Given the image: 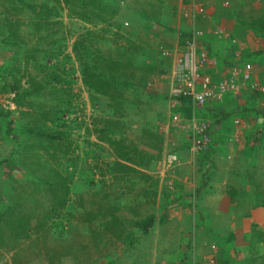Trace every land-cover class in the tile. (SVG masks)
Segmentation results:
<instances>
[{"label":"crops","instance_id":"0c3cea01","mask_svg":"<svg viewBox=\"0 0 264 264\" xmlns=\"http://www.w3.org/2000/svg\"><path fill=\"white\" fill-rule=\"evenodd\" d=\"M100 1L96 0L98 4L102 2ZM195 1L205 8V12L201 15L197 14L193 23L187 21L183 15L184 10L188 9V0H133L131 3H134L136 14L132 11L128 19L120 17L128 23L126 27L124 26L123 33L126 32L140 39L137 41L138 46L134 44V51L128 52L133 51L131 56L143 65L142 67H152L145 68L148 70L157 68L159 73L152 74L153 79L144 85L146 93L140 95L138 93V97L133 98L134 102L139 97L144 102L140 105H131L132 109L140 111L143 121L129 127L126 125L127 127L122 129L123 133L127 134L125 145L128 146V150L133 148L130 153L134 156L132 159L138 157L135 149L141 146L139 143L144 142L143 144L149 146L155 143L157 146L149 147L147 150L152 152L148 153L147 157L152 162L143 161L144 164L141 163L140 168L132 171L134 186H136L134 192L141 189L140 184L144 186L147 183L154 184V191L158 183L164 184L158 187L155 202L158 213H154V225L144 231L142 225L150 216L147 219L144 218L142 222L139 221L137 227L141 234L136 236V240L130 238L128 242L132 245H128V242L123 240L118 229L114 233L109 231L107 225L112 222L113 225L118 223L120 227L117 216L110 218L103 214V216H97L92 222L85 221L87 228L84 227V242H88V237L92 235L97 237V245H102L98 247L100 253V248L106 246L108 248L124 246V250H128L127 246L134 245L147 247V254L134 256L137 262L134 257L131 259L130 252L117 257L118 254L113 256L111 252L103 250V258L106 262L191 264L193 258L190 262L185 258L191 250L188 232L191 226H195L198 230L199 251L193 245L195 263L212 254L218 264H230L233 260L236 263L237 258L232 256L233 248L236 249V246L241 243L247 245L249 240L257 241L256 238L255 240L248 236L251 231H255L254 224L262 225L257 220L264 216V206L259 205L263 207H261L263 211L260 210L261 208L254 211L255 208L250 207V202L254 199L247 196H252L248 194V190L258 182L257 178H252L251 171L264 168V98L259 92L249 89L250 82H239L238 95L227 93L221 103H211L203 110L197 111L195 116L209 120L212 125V143L208 151L204 153L208 154L204 164L201 163L202 159L200 160L204 154H197L198 157L191 163L187 149L188 130L178 128L170 121L175 114H179L182 119H189L192 117V112L188 103L183 104L169 97L174 58L163 57L160 52L180 48L184 38L193 29L200 30L203 32V36L199 39L200 49L217 60L216 67L205 70L214 82L228 77L235 65L249 63L252 66V80L264 86V33L255 27L258 22L264 24V0ZM107 4L109 5L102 2L100 8L104 10L109 8ZM144 8L146 10H143ZM117 16L116 14L115 17ZM111 18L114 16L111 17L105 12L100 13L98 19H94L111 21ZM218 29L222 30V34H214V31ZM159 58L161 62L158 61ZM156 64L165 66V69L162 70ZM157 78L159 84L156 85L155 91H150L149 87ZM98 98L100 102L104 97L98 95ZM235 120L239 123L236 124ZM121 125L122 122L120 127ZM255 140H257L256 143H254ZM172 152H177L181 162L165 168L164 161ZM140 158L142 159L143 156ZM154 164L157 166L153 171ZM145 165H148L149 170H144L142 166ZM160 166H163V172L157 180L155 173H159ZM246 174L249 175V180L245 179ZM259 187L260 185H256L254 190H259ZM192 198L196 199L195 211L198 216L194 223L188 218V207L193 205ZM141 201H136L141 203L136 209L144 210L146 206ZM118 209H115L114 213L122 214L124 207L122 206L121 212ZM73 222L79 224L80 220ZM205 231L214 232L221 239L205 243L201 240L204 239L201 234ZM238 233L242 238L239 236L240 238L235 239L234 234ZM213 236L210 237L214 239ZM210 245L216 247L214 252L210 250ZM152 246L156 247L155 250ZM158 250L161 253H156ZM178 250L176 257L173 253ZM229 251L230 254L227 255ZM119 252L113 251V253ZM167 253H172L173 257L170 258ZM76 260L80 263L84 262L83 256ZM239 260L242 262V258Z\"/></svg>","mask_w":264,"mask_h":264},{"label":"rangeland","instance_id":"374dc122","mask_svg":"<svg viewBox=\"0 0 264 264\" xmlns=\"http://www.w3.org/2000/svg\"><path fill=\"white\" fill-rule=\"evenodd\" d=\"M101 1L105 4L109 3V5L107 4L109 8L105 10L101 9L102 11L98 10L97 7L102 5ZM101 1L98 4L96 0H0V68H4L2 72L0 69V73L3 74L0 75V126L2 131L8 129L9 120L15 124L22 123L23 118L21 115L23 113L30 116L31 114L34 115L35 111L38 110L36 108L32 109L29 106L30 95L25 93L29 90L28 88L36 90L45 88L48 91L55 88L52 91L56 99L55 102H61L60 98L64 100L63 104H58V107H55L56 114L43 112L50 110V108L45 109V107H42L40 112L44 114V117L46 119L51 118L46 121L47 125L42 127L32 117L31 125L33 130H28L25 134H19L17 141L16 139H12V134L0 133V226H2L4 218L9 219L11 217L13 212L11 213L9 209H11L12 202L18 201L17 196L20 195L26 186L22 180L26 176L25 171L20 165L31 162V160H37L50 146V141L64 146L56 152V158L62 160L63 165L67 167L76 184L82 183L84 185L83 192L92 193L97 191V188H103L106 193L110 194L105 197L102 191L98 192L96 197H104V201L108 200L109 203L103 204L120 221V227H118V223L107 225L111 233H114L118 229L125 242L130 241V238L136 240V236L141 234L137 227L138 222H142L148 216H154V213H158L157 204H155L156 196L159 185H163L164 183H158L155 191L154 184L147 183L145 186L140 184L141 189L138 192H134L136 186H134V172H132V170L140 168L141 163L142 165L144 164L143 161L148 160V153L152 152H148L147 150L149 147H157L155 143L152 146L143 144L144 142L139 143L141 145L139 146L140 148L135 147L138 157L131 159V162L118 159L112 152L104 150L109 147L107 139L116 140V138H119L122 141V139L125 140L127 138V134L123 133V127L126 125L128 127L136 125L138 122L143 121L140 111L132 109L131 105L124 104L125 112L123 114L125 115L123 118V114L120 115L113 112V107L111 110L110 107L108 108L107 102H111L112 104V101L103 95L102 101H97L94 96L95 93L89 91L81 83L79 71L80 64L84 62V59L81 58L77 48L86 51L89 55L93 52L102 54L106 51L113 58L125 49L128 44L127 40L137 46V41L140 40L126 32L123 33L125 28L122 18L128 19L130 13H133L132 11L136 14V8L133 6L134 3H131L133 0ZM143 10H146V8ZM105 12L107 15H111L109 12H116L118 16L111 18V21H107L109 18L105 21L94 19H98V15ZM90 19H92L91 22H89ZM157 56L159 55L157 54ZM88 59L85 58V60ZM124 59L125 57L120 58L123 61ZM158 61L161 62V59L159 58ZM156 65L162 68V70L165 69L163 65ZM145 68L152 67H142L138 64L134 70L142 75H149L150 71L153 72L152 74L158 73L157 68L151 70ZM12 76L15 77L16 82L19 79V91L23 92V106H17L12 101L14 93L7 87L9 84H12ZM120 77L125 78V75L120 73ZM158 84L157 78L152 86L149 87L150 91H155ZM121 122L122 127H120ZM112 128L117 131L119 130L118 133L107 131L112 130ZM11 139L15 141L14 144L11 142ZM256 142L257 140L254 141V143ZM26 148L27 152L25 153ZM39 149L42 151H39ZM62 149H64L63 153L61 152ZM29 150L32 151L29 153ZM30 154L34 155L32 159H29ZM142 156L144 160L140 158ZM147 162L152 161L148 160ZM155 166L157 165H153V171L155 170ZM142 167L146 171L149 170L148 165ZM162 167L158 168L159 173H155L157 180L160 179V174L163 172ZM125 168L130 170H126ZM263 169L257 168L251 171L253 174L252 178H257L258 182L248 190V194L252 196L248 195L247 197L254 199V194H260L259 196L261 197L264 196ZM126 177H128L129 181H126ZM245 179L249 180V175L246 174ZM89 180H92V182ZM15 181H18V183L13 184ZM88 181L91 188L85 186ZM6 183H8L9 187L12 186L9 189V197L4 196L1 192L6 188ZM256 185H260L259 190H254ZM253 191L254 193H251ZM142 199L143 201H141ZM138 200L146 206L144 210L136 209L137 205L141 204L140 202L136 203ZM42 201L46 202L45 199H42ZM192 202L193 205L191 204L188 207V218L194 223L193 221L198 217L195 211L196 199L192 198ZM101 203L99 199V206ZM71 204H69V209L71 210L70 206H74L73 209H75V205ZM122 206L124 207V211L121 212ZM250 207L255 208L254 211L261 208L259 205L255 207L253 201L250 202ZM262 208L260 210L263 211ZM115 209L120 210L119 212L122 214L114 213ZM99 211L102 213L104 209L102 211L99 209ZM257 221L262 225L254 224L255 231H251L250 234L248 233L249 238H256L257 241L247 240L249 244L241 243L239 246H236V249L233 248L234 255L232 256L237 259L236 263L233 260L230 264H264V216ZM8 229H10V226L6 229L7 234L1 233L0 235V264H80L76 258L64 252L57 254L58 258L48 259L45 254L48 253L49 249L48 247H43L41 241L37 245L27 242L24 238L20 242H16V238L12 237L13 231ZM188 232L190 233L191 250L185 258L190 261L191 252L194 249L193 245L199 251L197 241L198 230L195 226H191ZM15 233H17L16 237H19V233L17 231ZM41 234L40 232L36 234L35 231L31 234V240L35 242L36 238L40 237L41 239ZM88 234L90 236V233ZM201 235L204 238L201 240L205 243L221 239L218 234L211 231H205ZM211 235H214V239L210 237ZM237 235L234 234L235 239L241 237V234L238 233ZM82 236L76 235L73 238L76 240V245H80L83 240ZM46 238V245L51 247L52 238H50L49 234ZM92 239H95L93 235ZM65 246L66 243L63 248ZM101 246L97 245L96 247ZM93 247V245L88 246L90 249H93ZM88 248L85 255L90 250ZM155 248L153 247L154 250ZM100 249L101 253L103 250H106L108 253L111 252L113 256L118 254L117 257H121L120 254L124 255L130 252L132 255H130L131 259L136 255L147 254V247H137L135 245L133 247L127 246L126 249L128 250H124V246L112 248L106 246ZM114 249L120 252L113 253ZM156 253H161V251L158 250ZM178 253L179 250L174 251L173 254L177 257ZM82 254H84V251ZM228 254H230V251ZM167 255L170 258L173 257L172 253H167ZM78 257L81 258L82 256L79 255ZM238 258H242V262ZM134 260L137 262L136 257H134Z\"/></svg>","mask_w":264,"mask_h":264},{"label":"trees","instance_id":"16d2710c","mask_svg":"<svg viewBox=\"0 0 264 264\" xmlns=\"http://www.w3.org/2000/svg\"><path fill=\"white\" fill-rule=\"evenodd\" d=\"M97 9L102 11L100 5L97 7ZM109 13H111V15L109 14V16L111 17L117 14L116 12ZM105 20L103 19L102 21ZM255 27L258 31L259 29H261L262 33H264V24L258 22L256 23ZM127 43L128 44L125 49L121 53L116 54V57L113 58H111L106 51L102 54H99L98 52H93L89 55L86 51L77 48L79 54L81 55V58L84 59V62L80 64L81 66L79 71L81 75L82 84L89 91L95 93L94 96L96 97L97 101H99L98 95H103L105 98L112 101V104L111 102H107L108 108L110 107L111 110V108L113 107V112L115 114L120 115L125 112L124 104L140 105L144 103L140 97L135 102L133 98L138 97V93L139 95L142 93H146V88L144 85L147 81L149 82L153 79V76L150 75L152 74V72L149 73V76L142 75L134 70V68L138 66L139 62H137L135 58L131 56L133 55L134 51V43L128 40ZM130 50L133 51L128 52ZM123 57H125L124 61L120 60V58L122 59ZM85 58L89 59L85 60ZM139 66L143 65L139 64ZM0 69L1 72L2 70H4V68ZM120 73H123L125 75V78L120 77ZM0 75L3 74L0 73ZM11 79L12 84H9L7 87H9V89L12 90V92L14 93L12 101L17 106H23V92L21 93V91H19V79L18 82H16L14 76H12ZM142 88L144 90H142ZM28 89L29 90H27L25 93L30 95L29 106H31L32 109L36 108L38 110L35 111L34 115L31 114L30 116L26 113L21 112L23 113L21 115L23 118V122L15 124L9 120L8 129L6 131H2L0 126V133L4 132L6 134H12V139H16V141L19 134H25L26 131L33 130L31 125L32 117L33 120L38 122L42 127L47 125L46 121L50 120L51 118L46 119L44 117V114L40 112L42 110V107H45V109H47L48 107L50 108V110L43 112H46L48 114H56V111L54 110L55 107L58 104H63L64 101L63 98L59 97L62 101L59 103L55 102L56 99L54 98L55 96L52 92L53 90H55V88H52L49 91L45 88H40L37 90L30 88ZM180 102L185 104L189 103V100L183 98L180 100ZM122 116H124V114ZM106 123L110 124L112 122ZM107 131L111 133L115 132L117 134V130L113 128L112 130ZM12 139L11 142L14 144L15 141ZM125 140H112L109 138L107 139L109 147L104 150L112 152V154L115 157L117 156L116 158L118 159H123L125 161L131 162L132 156L130 155V153H132L133 148L128 150V146L125 145ZM154 140L159 141V139ZM61 145L62 144H58L57 142L55 144V142L50 141V146L47 148L45 153L42 154L37 160H31V162L20 165V167H22V169L25 171L26 176L22 180L23 182H25L26 186L24 190L20 193V195L17 196L18 201L12 202L11 209H9L11 213L13 212L11 214V217L9 219L4 218V220H2L3 223L1 224L2 226H0V235L1 233L7 234L6 229L8 228V226H10V229L8 230L13 231L12 237L16 238V242H20V240L24 238L27 242L37 245L40 244L41 241L42 246H45V248L48 247L49 249L48 253L45 254L48 259L58 258L57 254H62L64 252L65 254L71 255L73 256V258L76 259L79 255L83 256L84 263L82 262L80 264H115L114 262L109 263L105 261V258H103V254L100 253L98 247H96V244H98L97 237H95V239H92V236L88 237V242H84L82 236L83 240L81 241L80 245H76V240L73 239L75 238L74 235L76 236L85 234V221L92 222L97 216H103V214L107 215L110 218H114V215H112V213L109 212V208L105 206V203H109L108 200L104 201V197H96L98 195V192L102 191L105 197L110 195L109 193H106L105 189L97 188V191L92 193L85 191V194V192H83V189L85 188L84 185L82 183L76 184L73 176H71L67 167L63 165L62 160L56 158V152L61 147H64ZM31 151L32 150H29V153ZM39 151L42 150L39 149ZM26 152L27 148L25 153ZM61 152L63 153L64 149H62ZM33 156V154H30L29 159H32ZM25 157L27 158L26 155ZM207 157L208 154H204L201 158V163L204 164L207 160ZM125 169L130 170L128 168ZM89 181L92 182V180ZM89 181L85 186L91 188V185H89ZM126 181H129L128 177H126ZM15 183H18V181H15L13 184ZM5 185H7L6 188L3 189L1 192L4 196L9 197V189L12 186L9 187L8 183H6ZM259 195L260 194L255 195L253 201L255 205L264 204V198ZM41 198L45 199L47 203L43 202ZM99 199L102 202L100 206ZM70 202L75 205V209H73L74 206H70L71 210L69 209V204L72 205ZM99 209L101 211L104 209V211L100 213ZM41 217L42 219H40ZM76 220H80L79 224H74L73 221ZM154 223L155 216H150L143 223L142 229L145 231L146 228L152 227ZM48 224L49 226L47 227ZM111 224H113V222ZM15 231L19 233V237H16L17 233H15ZM35 231L36 234L39 232L40 234H42L41 239L40 237H38L36 239L40 240L35 239L34 242V240H31V234H33ZM48 234L53 240L51 247L46 245V237ZM65 243L66 246L63 248ZM99 244H101V242H99ZM92 245L94 246L93 249L88 248V246ZM87 248L90 250L87 251L88 254L84 255L86 253ZM83 251L84 254H82Z\"/></svg>","mask_w":264,"mask_h":264},{"label":"built area","instance_id":"2783aa9c","mask_svg":"<svg viewBox=\"0 0 264 264\" xmlns=\"http://www.w3.org/2000/svg\"><path fill=\"white\" fill-rule=\"evenodd\" d=\"M204 12L205 8L202 5L195 0H189L188 9L184 10L183 15L187 21L193 23L195 16ZM214 34H222V30L218 29ZM202 36V31L193 29L184 38L182 47L162 51L163 56L174 58L169 97L179 101L183 98L189 100L192 117L182 119L179 114H175L170 122L178 128L188 130L189 150L192 154L205 153L212 143L211 123L207 119L195 116L197 111L203 110L211 103H221L227 93L238 95L239 82H250L249 89L259 92L264 98V86L252 80V66L249 63L235 65L228 77L214 82L205 70L216 67L217 60L200 49L199 39ZM235 123L239 121L235 120ZM175 164H178L177 156L174 154L167 156L165 167ZM215 248L214 245L210 246L213 252ZM198 264H216V258L212 254Z\"/></svg>","mask_w":264,"mask_h":264},{"label":"clouds","instance_id":"9594fccd","mask_svg":"<svg viewBox=\"0 0 264 264\" xmlns=\"http://www.w3.org/2000/svg\"><path fill=\"white\" fill-rule=\"evenodd\" d=\"M188 3H189V0H188ZM128 25V23H126V22H124V24H123V26H127ZM182 47V46H181ZM166 50H168V49H166ZM163 51V50H162ZM162 51L160 52V54L162 53ZM161 56H163V54H161ZM163 57H165V56H163ZM82 83V82H81ZM171 123V122H170ZM172 124V123H171ZM236 124H238V123H236ZM211 131H212V125H211ZM188 143V142H187ZM188 145V147H187V149H188V152H189V155H190V161H191V163H193L194 161H195V158L196 157H198L197 156V154H192L191 152H190V150H189V143L187 144ZM170 154H174V155H176L177 156V159H178V164H180V162H181V160H180V157H179V155L177 154V152H172V153H170ZM170 154H168L167 156H169ZM198 154H204V153H198ZM201 156V155H200ZM200 156H199V158H200ZM201 159V158H200ZM166 163V159H165V161H164V164ZM178 164H175V165H178ZM211 246V245H210ZM193 254H195V252H194V249L192 250V252H191V258H193L194 259V255ZM191 260V264H195V262H194V260ZM203 259V258H202ZM201 259V260H202ZM201 260L199 261V262H201ZM217 260V259H216ZM190 262V261H189ZM199 262H197L196 264H198ZM189 264V263H188ZM216 264H218V262L216 261Z\"/></svg>","mask_w":264,"mask_h":264}]
</instances>
